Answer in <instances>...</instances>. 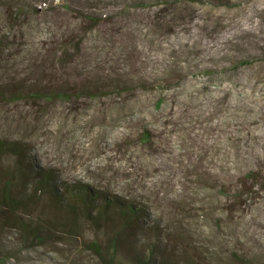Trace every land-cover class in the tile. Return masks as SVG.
<instances>
[{
  "label": "rangeland",
  "instance_id": "obj_1",
  "mask_svg": "<svg viewBox=\"0 0 264 264\" xmlns=\"http://www.w3.org/2000/svg\"><path fill=\"white\" fill-rule=\"evenodd\" d=\"M53 1L77 25L83 12L113 22L98 20L72 62H54L55 82L96 85L92 95L28 96L26 84L48 82L36 63L49 51L20 44L19 28L0 45V140L18 147L0 154V264H144L130 257L152 255L144 242L164 247L155 264H264V0ZM103 30L129 47L103 45ZM47 168L58 191L82 183L140 205V228L125 234L136 250L113 237L95 246L101 263L68 234L48 235L64 232L51 216L31 223L44 241L25 246L9 204L34 217L42 202L20 205L4 183L25 195ZM86 224V241L108 236Z\"/></svg>",
  "mask_w": 264,
  "mask_h": 264
},
{
  "label": "trees",
  "instance_id": "obj_2",
  "mask_svg": "<svg viewBox=\"0 0 264 264\" xmlns=\"http://www.w3.org/2000/svg\"><path fill=\"white\" fill-rule=\"evenodd\" d=\"M86 1L88 2L89 0ZM165 2L167 3L168 1ZM87 6H89L88 8L95 7L92 4ZM0 8L4 10V17H2V19H4L5 23L0 26V45L3 49L8 48L11 43H14L9 36L12 34V31L19 28L22 29L20 44L27 46L31 44H40V48L45 47V49L49 51L45 56V60L50 63H41V59H35L40 62L36 63L38 74L42 77H47L48 82L43 85L35 86L33 83L26 84L28 96L37 99H50L53 97H64L66 95H92L97 91L98 87L96 85L77 84V86L71 88L69 85L65 84V82H55L57 79L53 76L57 70L54 68V62L62 59H65L67 62H72L76 55L79 56L76 52L84 48L86 32L90 31L95 26L98 27V20L110 23H112L113 20L106 18V15L102 18V13L98 16L99 19L96 20L94 17L88 15L87 12H83L80 14V23L77 25V23L72 22V19H67L66 17L69 11H74L73 7L63 2L61 3L60 1L54 2L53 0H0ZM22 9L24 10L23 13L25 16L21 19L20 13ZM48 13L50 15H48ZM47 15L53 18H48ZM41 23H44V25L45 23L48 25L53 23V27L47 29V33L44 37L38 38L35 37V33L32 32L39 29ZM81 25L86 26L82 29ZM87 27L89 29H87ZM121 39L122 38H119L118 35L103 30V35H101L99 42H102L103 45L110 44L111 46L117 47L119 50L129 47L127 43L129 39ZM41 57H43V54H41ZM240 62L244 64L248 63V60L244 59ZM15 90L19 89L17 88ZM15 90L14 93H16ZM17 151L18 147L15 144L0 140V154L17 153ZM29 172L33 171L29 170ZM34 174L37 177V185L33 186L30 193H26L25 195H19L15 192V185L12 181L4 183L8 186L10 184L11 187H13L12 194L21 198L22 202L20 205L23 204L26 207L31 206L34 208L33 205L38 206V202H42L41 207L39 206V213L34 217L22 216L19 212H15L9 204V209L5 217L7 218V222L14 228L17 227L21 230L22 234L25 233L23 234L24 236L21 234L20 236L18 235L19 240L25 246L33 247L36 246L37 241H44L39 239V236H36L37 232L32 224H34L33 222L38 223L41 222V220H46L45 218L47 216H51L54 220L53 223L55 222L53 225H56L57 228H62L60 230L64 232L56 233L53 230H49L47 231L48 235L61 234L67 236L68 234L77 242H80L77 243L80 251L87 250L91 253H95L101 263L106 262L95 246H97V244H102L103 247H105L107 244L111 245L113 248L111 244L113 237L118 238L119 244L126 242L125 245H127L129 243L132 247V251L136 250L138 243L131 235L129 236L131 238L128 240H130V242L132 240L133 243L128 242L127 238L125 240V234H129L132 230L134 231L135 228H140L138 225L140 222H137L139 219L138 214L141 212L140 205L120 196L109 195L106 192L96 190L82 183L71 185L64 184L63 191H58V189L54 187L55 183L52 177V171L48 168L35 171ZM38 192L44 193L47 200H45V198L41 200L42 198L39 197ZM154 221H156L153 222L155 223L154 227L157 229L160 223L157 220ZM83 223H87L92 228H103L108 236L104 237V240H101L96 235L91 237L90 241H86V236L83 234V225H81ZM49 225H51V223ZM53 225H51V228ZM79 230L83 232H79ZM28 232L31 236L36 237V239L33 240L28 238L26 234ZM46 241H49V237H47ZM83 242H85L84 245ZM141 246L142 248H149L148 252L152 253V255L147 256L138 253L130 257H136L144 264H155L154 260L152 261V256L155 252L154 250H158L160 246L153 242H144ZM160 248L163 249L164 247ZM5 249L9 250V247H5ZM3 250L4 246L0 245V251L3 252ZM109 258L111 259L112 256L110 255Z\"/></svg>",
  "mask_w": 264,
  "mask_h": 264
}]
</instances>
